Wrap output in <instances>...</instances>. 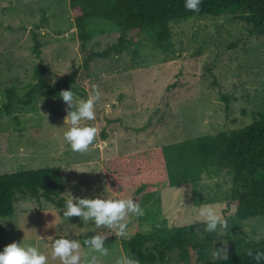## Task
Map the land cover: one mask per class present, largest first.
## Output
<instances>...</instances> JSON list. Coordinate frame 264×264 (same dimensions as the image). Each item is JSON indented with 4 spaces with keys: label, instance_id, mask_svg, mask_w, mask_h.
I'll list each match as a JSON object with an SVG mask.
<instances>
[{
    "label": "rangeland",
    "instance_id": "obj_1",
    "mask_svg": "<svg viewBox=\"0 0 264 264\" xmlns=\"http://www.w3.org/2000/svg\"><path fill=\"white\" fill-rule=\"evenodd\" d=\"M241 16L177 21L171 24L167 49L141 38L119 55L89 60L91 51H104L121 34L98 36L84 51L70 0H0V175L59 167L65 201L67 192L74 198H116L105 177V161L251 124L264 115V39L250 35L238 20ZM35 37L42 44L40 58L33 52ZM35 65L46 70L44 78L52 85L75 75L72 91L82 99H87L93 84L98 85L102 96L96 120L86 123L98 127L100 134L89 152H72L63 139L68 125L62 99L36 97L31 104L25 102V86L33 80ZM14 83L19 88L7 114V92ZM199 187L203 203L227 219L228 232H204L198 216L201 205L194 204V187L188 184L162 190L161 212L152 213L153 218L146 214L153 212L154 204L145 203L146 194L127 196L142 206L145 215L130 217L126 238L98 229L92 221L64 220L65 208L18 195L14 215L0 219V252L12 242L23 243L48 255L49 264H60L51 259L55 239L80 241L91 232H106L109 254L100 262L115 264L127 254L122 242L138 233L152 234L161 226L194 227L201 244L210 238L208 253L199 254L193 241L183 250L148 242L142 251L155 257L145 264H198L201 255L208 261L223 260L212 257L215 247L227 245L232 258L264 241L263 217L238 219L237 204L222 200L230 188L228 178L205 179ZM81 251L88 249L82 246ZM181 252L188 254L186 259Z\"/></svg>",
    "mask_w": 264,
    "mask_h": 264
},
{
    "label": "trees",
    "instance_id": "obj_2",
    "mask_svg": "<svg viewBox=\"0 0 264 264\" xmlns=\"http://www.w3.org/2000/svg\"><path fill=\"white\" fill-rule=\"evenodd\" d=\"M184 5L185 0H70L77 38L84 51L88 43L98 36L121 34L118 42L104 51H91L89 60L119 55L123 49L139 44L141 38L167 49L171 24L195 17L241 14L238 20L245 24L248 33L264 39V0H202L198 13L186 10ZM41 49L42 44L35 37L33 52L38 58ZM45 75L46 70L41 65H35L33 80L25 86L28 90L25 95L27 104H31L36 97L59 99V93L72 89L75 82V75H72L52 85L45 80ZM18 88L14 83L7 92V114L11 111ZM103 137L105 139L106 134ZM104 165L107 183L116 198L146 194L145 203H154L153 212H146L149 218L161 212L159 194L162 190L191 185L194 187V204L200 206L204 204L199 187L201 183L205 179L226 177L230 188L222 200L237 204V218L264 219V115L240 129L157 146L138 153L121 154L105 161ZM64 191L65 182L59 167L0 175V219L14 215L18 195L44 199L64 209ZM96 234L91 232L82 236V246L87 248L83 242ZM196 234L194 227L161 226L152 234L138 233L123 241L122 245L127 254L133 255L140 264L155 260L154 256H146L142 251L148 242L159 241L162 249L166 250L174 246L183 250L185 244L193 241V248L199 254H202L201 251L208 253L210 238L203 245ZM253 251H264V241ZM181 253L186 259L188 254ZM201 258L203 261L198 264H256L246 252L228 260L208 261L202 255Z\"/></svg>",
    "mask_w": 264,
    "mask_h": 264
},
{
    "label": "clouds",
    "instance_id": "obj_3",
    "mask_svg": "<svg viewBox=\"0 0 264 264\" xmlns=\"http://www.w3.org/2000/svg\"><path fill=\"white\" fill-rule=\"evenodd\" d=\"M202 0H185V9L198 13L201 10ZM62 101L67 105V115L64 125H68L63 139L70 146L72 152L87 153L95 147L100 129L96 126H89L86 122L96 120V108L101 100V92L98 85L93 84L87 99H82L70 90H63L59 93ZM43 114V113H42ZM107 142L104 147L107 148ZM24 151L23 148L20 149ZM181 192V191H180ZM69 198L66 201L63 211L64 220L78 217L84 222L92 221L96 228H106L115 236L126 238L128 223L131 216L142 217L145 211L142 206L128 198H74L71 192H67ZM198 216L204 222V232H228L231 228L227 219L220 214L213 205L202 204ZM109 233L98 232L83 244L88 252L82 253L80 241L61 237L55 239L50 245L51 259L58 260L60 264H101L100 257L109 254V248L105 241ZM224 245V244H223ZM246 254L256 264L264 262V251H253L247 249ZM214 259L228 260L227 245L211 250ZM0 264H49V256L38 250L37 247L23 243L12 242L0 252ZM115 264H140V261L133 255H121Z\"/></svg>",
    "mask_w": 264,
    "mask_h": 264
},
{
    "label": "crops",
    "instance_id": "obj_4",
    "mask_svg": "<svg viewBox=\"0 0 264 264\" xmlns=\"http://www.w3.org/2000/svg\"><path fill=\"white\" fill-rule=\"evenodd\" d=\"M6 219V218H5Z\"/></svg>",
    "mask_w": 264,
    "mask_h": 264
}]
</instances>
